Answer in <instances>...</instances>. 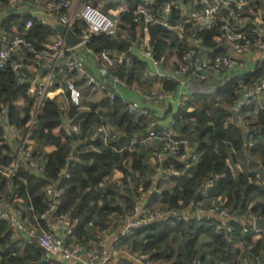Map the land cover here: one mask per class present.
Returning <instances> with one entry per match:
<instances>
[{"label":"trees","instance_id":"obj_1","mask_svg":"<svg viewBox=\"0 0 264 264\" xmlns=\"http://www.w3.org/2000/svg\"><path fill=\"white\" fill-rule=\"evenodd\" d=\"M167 1L171 0H159L157 5L160 6ZM134 7L135 4L131 3L126 11L119 14L121 33L119 39H111L105 35L94 36L88 44V49L97 55L104 51L127 52L129 42L135 40L136 24L132 15ZM179 20L180 11L174 9L170 21L175 24ZM28 21L31 22V27L25 30ZM222 23V19L217 18L208 27L195 28L187 25L185 34L188 35L189 31L196 30L197 36L202 40L201 46L208 56L224 54L226 49L219 47L214 41L221 35ZM78 25H80L79 21L75 25V32L80 34ZM0 30L10 35L15 32L22 34L36 51H39L55 34L50 26H44L36 17L25 14L9 15L3 18L0 21ZM149 33L150 45L156 59L175 54L177 60L182 61L185 53L190 50L186 38L179 39L174 33L167 32L161 27H150ZM34 60V55L23 52L20 56H13L8 65L0 71V112L4 110L7 124L19 128L21 132H25V125L30 118L32 107L26 82L30 73L25 75L24 67L27 61ZM13 65L18 66L16 71L13 70ZM147 66L148 63L145 60L132 56L131 65L120 67L114 71V74L132 84L140 79ZM263 75L264 64H256L250 73L233 77L219 85L214 94L218 98L231 101L232 104L238 98L237 91L240 83L251 84ZM176 88L175 83L163 84V89L166 91H175ZM209 96L202 93L193 94L186 103L179 106L177 117L173 121L176 131L182 136L190 137L199 155L198 163L187 170L173 159L164 161L159 167L156 165V170L160 168L163 171L172 166L179 171L180 175L170 176L175 186L171 190L152 193L145 201V208L151 209L154 204H160L175 211H182L190 208L191 205L193 208L208 206L213 199L223 197L227 200L231 215V212L237 210L243 212L247 209L256 196L255 190L264 198V108L259 109L255 114L254 104L244 108L248 120V125L244 129L238 124L229 123L231 111L223 113L215 109ZM18 98L26 101L25 107L16 106L15 102ZM128 107L129 103L118 96L113 101L105 99L97 105H91L89 113L84 115L80 122H75L80 125L79 135L75 139H70L61 131L58 136L54 134L62 123V109L55 100H47L38 114L35 129L29 138L39 147L51 143L56 148L54 155L47 162L42 152L37 153L34 150V157L37 160L46 161L47 167L40 175L33 174L22 166L19 167L11 181L10 192L6 196L7 204L11 203L15 205V209L19 208L13 203V198L21 199L23 210L18 209L19 213L23 219L27 218L34 224L33 215L41 213L46 208L45 187L56 180L60 170L66 168L69 177L63 178L58 184L61 205L57 214L67 215L69 222L74 224L71 233L73 240L87 244L86 237L89 232L85 228L92 230L97 228L100 232L101 229L109 227L110 217H112L113 226H118L119 220L137 202L124 196L125 193H123V195L120 194L122 201L114 204L110 191L106 192L103 189L102 184L105 180L111 177L114 170H120L124 174L122 183L126 185V177H130L137 193L141 182L144 193L150 186V182L146 181L148 172L143 163V154L135 150L139 145L135 144L134 149L128 145L132 135L143 129L144 125L141 126V118L128 112ZM77 115V108L74 107L67 113V117L71 120ZM95 126L114 127L125 136L119 137L111 133L115 137L113 141L107 145L99 144L101 133H96V138L91 140V133ZM253 131L257 133L253 134ZM4 133L5 130L0 125V137ZM249 134L254 140L251 147L247 145ZM70 143L72 145H69ZM93 146H97V149L92 150ZM2 150L9 152L7 146H4ZM227 163L231 167L237 165L240 171L234 175ZM209 179H212L214 184L205 194H202L200 188L204 181ZM5 184V179L0 175V191ZM138 195L141 196L140 193ZM204 200L208 202L203 203ZM99 203L102 205L99 206ZM28 208H31V211ZM248 211L260 216L264 222V205H255ZM242 225L230 219L232 233L227 235L224 231L216 229L214 221L183 222L169 218L134 230L130 238L142 236V243L139 245L141 248L133 244V249L150 254L151 259L159 263L163 261L169 263L176 259L173 264H195L197 261L200 264H223L225 261L230 264L235 261L234 264H237L240 258L248 257L251 264H262L260 254L264 251V236L253 243L254 234H244ZM177 235L186 240L183 247H180V252L166 253V246ZM202 236L212 240V248L208 253L199 255L197 243ZM236 244H241L242 250L235 248ZM0 250H2L0 264H69L47 256L34 240L13 239L8 225L4 222H0Z\"/></svg>","mask_w":264,"mask_h":264},{"label":"built area","instance_id":"obj_2","mask_svg":"<svg viewBox=\"0 0 264 264\" xmlns=\"http://www.w3.org/2000/svg\"><path fill=\"white\" fill-rule=\"evenodd\" d=\"M4 1V2H3ZM159 0H115L119 6H129L135 4L132 11L134 18L135 40L129 42L127 52H110L104 51L99 54V58L105 67L109 70L106 80L96 78L85 67L82 59L78 58L74 50L82 46L88 49L92 37L105 35L111 39L120 38V9L102 13L89 0H0V21L9 15H30L21 13L18 10L27 2L39 5L44 9L46 16L57 19L58 24L72 30L81 38V43L75 47H68L58 35L54 39H49L39 51H36L31 43H29L22 34H5V39L0 45V71L4 69L13 56H20L23 52L34 55V62H38L39 66L44 69L43 75L26 80L28 84V93L32 98V107L30 109V118L25 125V132L14 126L7 124L6 112L2 110L0 116L4 118V125L11 129L15 139L14 151L11 157V164L8 168L0 166V175L5 179L6 184L0 191V222L8 225L10 235L13 239L34 240L38 247L44 253L58 261L69 264H110L113 259L122 256L130 260L134 264H161L151 259L150 254L133 249L132 246L122 245V241L130 239L134 230L141 229L146 225L163 222L166 219H176L183 222H210L214 221L216 229L224 231L227 235L232 233L230 227V211L227 207V200L223 197L213 199L208 206H189L188 212L175 211L167 206H156L151 209L141 206V201L137 203L125 213L119 220L117 227L118 234L111 233V228L101 229L100 233L106 237L111 236V247L90 246L73 239H64L52 229V223L64 226L69 222L68 216L65 214H57L61 205V192L58 189L59 181L68 178L67 169L60 170L56 180L44 189V197L46 199V208L41 213L33 215L34 224L28 226L23 219L10 213L7 207L6 196L10 192V184L16 176L19 167H23L33 174H43L47 163L46 161L37 160L34 157L33 141L29 138L33 129H35L38 114L47 100H53L52 88L56 76V72L62 65L69 73H72L76 80L82 83L87 89L96 91L106 100L113 101L117 96V92L112 88H123L137 95L142 96L147 103L159 105L169 98L176 99L179 96V103L184 104L190 98L185 90L191 83L207 84L212 79H221L223 82L229 75L235 73L239 69L244 68V63L235 57H242L253 51L259 53L254 63L264 64V28L254 29L249 35L241 32L239 24L241 15L245 7L258 0H196L190 11L180 8L181 0H171L158 6ZM128 9V7H127ZM126 9V10H127ZM180 11V20L178 23L172 24L173 10ZM125 10V11H126ZM32 16V15H30ZM221 18L223 23L221 26V35L214 39L219 47L226 48L228 52L208 56L205 49L201 46L202 40L197 36V31H189L185 34L186 26L192 25L195 28L208 27L212 21ZM44 26L46 24L43 18L39 19ZM80 29V34L75 32V25ZM158 26L167 32L178 34L180 39H185L190 50L185 53L183 60L178 61L176 55L173 54V63L169 65L165 57L156 59L154 51L150 45V27ZM31 27L28 21L25 30ZM1 31V30H0ZM3 32V31H2ZM129 40L131 38L128 37ZM195 50H197L195 52ZM95 54V53H93ZM132 56L139 57L148 63L142 77L145 81L146 88H142L139 84H129L125 80L118 78L114 71L123 66H130ZM176 63V64H175ZM253 66V68H254ZM13 70L18 69L17 65H13ZM253 70V69H252ZM251 72V71H250ZM165 82L175 83L177 88L175 91H166L163 89ZM238 98L230 105V111L236 113V121L230 119L229 123L238 124L245 127L248 125L247 114L244 108L254 104L264 95V75L251 84H239ZM128 112L137 116H146V109H139L130 105ZM234 121V122H233ZM154 128V125L151 124ZM61 132L65 137L75 139L80 133V125L76 123H62ZM99 144L107 145L114 140V136L107 131L101 129L99 131ZM257 131H253L256 134ZM97 135V134H96ZM148 139L155 140L158 143L157 149L153 153L154 163L159 167L164 161L173 159L177 161L183 169L187 170L195 166L199 161V155L196 148L191 143L190 137L182 136L173 127V123L169 124L159 132H151ZM252 135L249 134L247 140L248 147L253 145ZM1 148L7 146L8 140L5 134L0 137ZM96 150L97 146L91 147ZM235 175L237 172L235 167H231ZM158 173H168L170 176H179L177 169L170 166L166 171L157 168ZM214 184L212 179L204 181L200 192H205ZM138 193L144 195V186L141 182L138 185ZM14 202L21 207L23 201L21 199H13ZM23 210V207L22 209ZM31 211V208H28ZM258 221L263 222L260 216L252 213L247 215L246 224L243 226V233H252L254 237L264 236V229L256 227ZM112 234V235H111ZM87 254L88 259L83 260V255ZM195 264H200L197 261ZM240 264H251L248 257H243Z\"/></svg>","mask_w":264,"mask_h":264},{"label":"crops","instance_id":"obj_3","mask_svg":"<svg viewBox=\"0 0 264 264\" xmlns=\"http://www.w3.org/2000/svg\"><path fill=\"white\" fill-rule=\"evenodd\" d=\"M97 9H99L102 13L104 14H109L110 12L116 11L117 9H120L121 7V12H124L128 6H119L118 4L115 3V0H89ZM196 0H181V5L180 8L184 9L185 11H190L193 8V3ZM18 12L21 13H28L37 19L43 18L45 20L46 24H48L52 29L55 25L58 24L57 19L54 17H49L46 16L44 9L41 8L39 5L27 2L21 7ZM0 19H1V14H0ZM240 29L242 30V33L245 35H249L254 29L262 27L264 28V0H258L254 3L248 4L242 15H241V22L239 24ZM54 30V29H53ZM54 35L50 39H54V37L57 35V33L54 31ZM5 32L0 31V45H2L3 40L5 39ZM177 38L180 39V36L178 34H175ZM226 49V48H224ZM226 52L227 49H226ZM75 55L82 59V61L85 64L86 69L94 75L96 78H100L102 80H106L109 74V70L105 67V65L102 63L101 59L98 58L99 55L93 54L89 52L87 49H85L82 46L77 47L74 50ZM259 56V53L256 51L251 52L248 55L242 56V57H235L236 59L242 61L244 63V68L239 69L235 73L229 75L225 79V81H228L232 79L233 77H239L242 75H245L246 73H250L252 71L254 63L256 62L257 58ZM170 57V56H167ZM171 56L170 58H172ZM21 60H23L21 58ZM169 61V58L167 60V63ZM24 63V61L22 62ZM25 75L26 73H30L29 79L34 78V77H40L44 73L43 67L41 68L39 66V63L32 62V61H27L25 67H24ZM71 76V73H69L65 68L61 65L59 69L56 72V76L53 82V88H52V97L53 100H55L62 109V114H63V119L62 123H77L80 122L84 115L88 114L90 111V106L91 105H97L99 104L102 100H105V98L99 94L96 91H92L91 89H87L85 86L82 85V83L78 82L76 78L74 79ZM221 81V82H220ZM224 81V82H225ZM77 82L79 83V86H73V84ZM221 79H212L209 83L207 84H202L205 87L211 88L213 87V91L211 93H206V92H195V93H187V88L189 91V86L186 88L185 93L188 96H192L193 94L196 93H202V94H207L211 95L212 93L216 91V88L219 87V85H222L224 83ZM134 83L139 84L142 88L148 87V85H145V81L143 80V77L139 80L134 81ZM219 83L218 86L216 84ZM192 84H198V83H192ZM72 85V86H71ZM190 85V84H189ZM71 86V87H70ZM117 92L119 97H121L125 102L129 103L130 105L136 106L139 109H146L148 114L146 116H138L141 118L142 125H144V128L141 130H138L135 134L132 135L130 138L129 142V147L134 149V145L138 144L139 147L136 148L135 150L139 152L140 154H143L144 160L143 163L147 167V176H146V181L150 182L149 188L146 190L144 195L139 196L137 191L134 188V183L130 179V177H126V185L125 187H122L120 190V193H124V188L126 189L125 192L127 193L124 194V196L129 197L132 201H141V206L144 204L145 206V201L149 199L148 197L154 193L155 191L160 192L163 190H171L174 186L175 183L173 182L172 178L170 175L166 172L164 173H158L156 170V164L154 163L153 156L152 154L156 150L158 143L155 140L148 139L151 132H159L169 124L173 123L175 117H177V109L181 104L179 103V99H172L169 98L166 101L160 103L159 105H152L150 103H147L146 100L135 93H131V91L125 90L123 88H112ZM190 92V91H189ZM29 99L32 100L30 94L27 92ZM176 97H179L176 95ZM26 101H24L23 98H18L15 102L16 106L18 108H23L25 107ZM32 102V101H31ZM255 112L254 114L259 110L264 108V98L263 96L258 99L255 103ZM74 107L77 108L78 115L75 119L71 120L67 117V113L70 111V109ZM98 111H102L103 109H97ZM230 112V108H229ZM231 119L233 120V116L231 115ZM234 122V121H233ZM61 123V124H62ZM151 124L154 125V128L151 126ZM0 125L3 126L5 130V136L8 140L7 147L9 148V152H6L2 150L1 148V143H0V166L2 168H8L11 164V157L14 151V145H15V139L13 137L12 131L10 128L5 127L4 125V118L0 116ZM61 127V126H60ZM57 128L54 131V134L58 136L60 134L61 129ZM103 129L102 127L95 126L92 131V137L91 140L96 138L95 136L96 133L99 134V131ZM104 129H110L112 130L113 134L116 136H125L121 134V131L118 130L117 128L114 127H106ZM69 145H72L71 143ZM32 147L37 153L42 152L45 156V160L49 162V159L54 155L55 151V146H53L51 143H46L43 146L39 147L35 142L32 143ZM236 172L240 171V168L236 165L235 166ZM124 177V174L120 170H114V172L111 175V182L116 185V187L121 186L122 184V178ZM260 184V183H259ZM258 184V185H259ZM105 184H102L104 187ZM256 196L254 197V200L249 203L247 209L243 212L240 211H235L231 212L230 219L233 221H236L241 224H245L247 220V215L249 214V209L252 208L255 205H264V198L258 194V191H254ZM15 199V198H13ZM12 200V199H11ZM208 200H204L203 203H207ZM13 203L16 204L13 200ZM102 204L99 203V206ZM15 205L13 204H8L6 209L20 217L21 219L22 216L19 213L18 209H22V206L19 208L14 207ZM160 206V204H154L152 206L156 207ZM183 212H188L189 208H185L182 210ZM111 223H109V228H111V233L116 235L118 234L117 232V227L118 226H113L112 223V217H110ZM23 221L28 225L31 226L33 225L32 222H29L28 219H23ZM89 226V225H88ZM74 227V224L68 222L64 226H59L56 225V223H52V229L60 235L64 239H73L72 236V229ZM85 230L88 233V237H86V243L88 245L93 246H103V247H111V236H106L104 237L99 230L96 228L95 230H92L91 228H85ZM111 234V235H112ZM179 236V235H177ZM200 240V239H199ZM259 241V237H254L252 238V242L256 243ZM199 242V241H198ZM140 243H142V236L138 238H133V239H128L125 241H122V245L126 244L129 246L133 247L134 246H139ZM198 245V243H197ZM182 246V243L177 244V242H170L167 247H168V252H171L172 250H175V248L180 249ZM241 244H236L235 248L242 249ZM263 253V252H262ZM243 255V254H242ZM88 256L87 254L83 255V260H87ZM134 264L130 260H127L126 258L119 256L116 259H113L110 264ZM225 264V263H223Z\"/></svg>","mask_w":264,"mask_h":264},{"label":"rangeland","instance_id":"obj_4","mask_svg":"<svg viewBox=\"0 0 264 264\" xmlns=\"http://www.w3.org/2000/svg\"><path fill=\"white\" fill-rule=\"evenodd\" d=\"M123 34V33H122ZM99 58V57H98ZM173 63V60L172 59H169V61H168V64L169 65H171ZM72 77H73V75H71ZM140 79L142 78V75L139 77ZM75 79V78H74ZM221 82V81H220ZM219 85V83H217L216 84V86H218ZM72 86V85H71ZM70 86V87H71ZM73 86H79V83H77V82H75L74 84H73ZM213 87H211V88H208V87H205L204 85H202V84H190L189 85V91H188V88H187V93H195V92H206V93H211L212 91H213V89H212ZM131 93H133V92H131ZM215 93V92H214ZM190 97V96H189ZM210 101H212V103L214 104V108L215 109H219V110H221L223 113H227V111H229V108H230V105H231V101H229V100H223V99H221V98H218L215 94H211L210 96ZM176 99H179V97H176ZM107 131H109L110 133H113L112 132V130H110V129H107ZM104 187H103V189L107 192V191H110V193L112 194V202H114V204L115 203H117V202H120V201H122L121 199L122 198H120V194H122L123 195V193H120V189L122 188V187H125V186H127V185H124L123 183L121 184V186H119V187H116V185L115 184H113L112 182H111V177L110 178H108L107 180H105V182H104ZM126 191V189L124 188V193H127V192H125ZM118 195H119V197H118ZM126 195H128V193L126 194ZM111 199V198H110ZM186 241V240H185ZM185 241H184V239L181 237V236H175V238L174 239H172L170 242H177V244H179V243H182V245L185 243ZM19 242V241H18ZM20 243V242H19ZM211 243H212V240L211 239H209V238H207V237H204V236H202L201 238H200V240H199V242H198V245H197V250H198V254L199 255H201L202 253H208L210 250H211ZM21 244H19V246H20ZM181 247H183V246H181ZM141 247L139 246V249H140ZM165 250H166V253H170V252H168V247L166 246V248H165ZM180 250L181 249H177V248H175V250H172V251H174V253H177V252H180ZM242 250V249H241ZM2 253V250H0V254ZM167 255V254H166ZM240 255H241V253H240ZM239 257H241V256H239ZM238 257V258H239ZM176 258V257H175ZM260 258H261V261L263 262H261L262 264H264V251H263V253H261L260 254ZM241 259V258H240ZM239 259V260H240ZM160 260H162L163 261V259H160ZM239 260H238V263H239ZM173 262H176V259H174L173 261H171V262H169V263H166L165 261H163V263H161V264H173ZM235 263V261H233V262H231L230 264H234ZM237 263V264H238ZM129 264V263H128ZM218 264V263H217ZM225 264H227L226 263V261H225Z\"/></svg>","mask_w":264,"mask_h":264},{"label":"water","instance_id":"obj_5","mask_svg":"<svg viewBox=\"0 0 264 264\" xmlns=\"http://www.w3.org/2000/svg\"><path fill=\"white\" fill-rule=\"evenodd\" d=\"M57 35L62 38L65 42V45L68 47H75L81 43V38L78 37L72 30L66 28L61 24H57L53 27ZM234 121H236V113H233ZM256 227L264 229V222L258 221Z\"/></svg>","mask_w":264,"mask_h":264}]
</instances>
